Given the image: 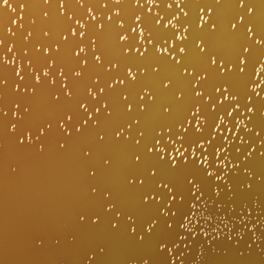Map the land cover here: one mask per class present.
I'll return each instance as SVG.
<instances>
[{
	"label": "water",
	"instance_id": "obj_1",
	"mask_svg": "<svg viewBox=\"0 0 264 264\" xmlns=\"http://www.w3.org/2000/svg\"><path fill=\"white\" fill-rule=\"evenodd\" d=\"M10 3L15 13L0 8V56L17 61H0V81L5 82L0 83V264H264V85L256 89L260 96L251 90L259 83L255 69L264 76L259 66L264 45L256 43L264 40V0H244L243 7L240 0H63L62 9L61 0ZM125 35L128 39L121 40ZM81 47L85 52L76 56ZM18 66L23 80L16 75ZM129 69L136 80L128 76ZM35 73L41 75L39 83ZM202 75L205 79L197 84ZM197 91L203 94L197 97ZM224 95L228 101L221 105ZM233 95L238 99L232 101ZM236 104L240 108L228 116ZM197 107L203 118L200 133L195 131L197 117L191 115ZM89 113L93 120L83 125ZM216 123L231 145L213 132ZM230 128L240 131L232 136ZM213 134L212 146L205 142L209 152L202 155L224 175L215 149L225 144L229 170L224 181L207 176L190 155L194 144ZM169 137L189 148L188 163L178 157L172 166ZM224 154L223 149L217 153L221 159ZM161 243L172 253L161 251Z\"/></svg>",
	"mask_w": 264,
	"mask_h": 264
},
{
	"label": "snow or ice",
	"instance_id": "obj_2",
	"mask_svg": "<svg viewBox=\"0 0 264 264\" xmlns=\"http://www.w3.org/2000/svg\"><path fill=\"white\" fill-rule=\"evenodd\" d=\"M49 2H50V0H45V3H49ZM136 2L139 3V0H136ZM217 3H218V0H217ZM63 5H64L63 0H61V3H60V7H61V9L63 8ZM23 6H24V4H21V5H20L21 10H22ZM240 6H241V7L244 6V0H240ZM5 7L8 8V9H9L11 12H13V13H15V12L17 11V9H16L15 7H13V4L10 3V0H0V8H5ZM169 7H171V5H169ZM91 11H92V10L89 9V13H91ZM149 11H151V9H149ZM251 11H252V9L249 8V12H250V13H251ZM62 14H63V12H62ZM117 14H118V13H117ZM185 15H186V14H185ZM45 16H47V13H45ZM71 18H72V17H69V19H71ZM22 19H23V15L19 16V17H18L17 19H15V20H13V21H12V24H13V25H17V20H22ZM92 19H95V16H93ZM108 19L111 20L112 17L109 16ZM137 20H139V17H137ZM242 21H243V17H240V22H242ZM206 22H207V21H204V23H203L202 25H200V27H203L204 24H205ZM33 23H34V21H33ZM75 23H76V25L79 26V28H81V29H84V28H85V24L82 23L80 20H76ZM18 26L21 27V28L23 27L22 24H18ZM120 26L123 27V24L121 23ZM100 27H103V26L100 25ZM173 27H175V25H173ZM215 27H216V26H215L214 24L211 25V28H212L213 30H215ZM236 27H237V24H235V23L232 24V28H233V29H235ZM7 31H8L9 34H11V35H15V33L12 31V28H11V27H9V28L7 29ZM132 32H134V33L137 32V28H132ZM248 32H249V34H252V29H251V27L248 29ZM28 35L31 36V33H29ZM45 35H47V33H45ZM71 35H72V36H76V35H77V32H76V29H75V28L72 29V31H71ZM84 35H85V33H84L83 31H81V32H80V36L83 37ZM139 36H140V38H141V36H142V33H141V32H139ZM63 39H64V40H67L68 37H67V36H64ZM120 39H121V40H122V39H128V37L125 35V36H121ZM182 39H186V37L184 36ZM2 43H3V41L0 40V44H2ZM256 43H257V44H260V45H264V40L257 39V40H256ZM170 46H171V47H174V46H175V41H174ZM198 46H199V45H198ZM38 50H39V49H38ZM57 50H58V47H57ZM8 51L11 52V51H12V47H9ZM44 51H45L46 54L49 52L48 49H44ZM136 51H137V52H140V49L137 48ZM145 51H147V49H145ZM179 51H180V53H184V52H185V49H184L183 47H181V48L179 49ZM201 51H202V52L204 51V48H203V47H201ZM244 51L247 52L248 49L245 48ZM84 52H85V49H84L83 47H81V48H79V50L75 53V55H76V56H80V54H81V53H84ZM162 53H163V54H167V53H168V48H164V50H163ZM143 54H144L143 52H140V55H143ZM172 58H173V59H176V57H175L174 55L172 56ZM95 59H96L97 62H100V61H101V57H100V56H96ZM0 61H2V62L5 63V64H16V63H17L15 57H13L12 60H9V59H7L6 56H0ZM83 63L86 64L87 61H83ZM177 63H179L178 60H177ZM29 64H31V61H29ZM211 64H212V65H216V64H217V59H216L215 56L212 57V59H211ZM240 64H241V65H245V64H246L245 59L241 58V60H240ZM220 66H221V72H224L225 69H224V66H223V61L220 62ZM259 66H260L262 69H264V62H261ZM228 70L230 71L231 68H229ZM21 71H22V68L18 66V67H17L16 75H17L21 80H23L24 77L21 76ZM185 71H187V70H185ZM239 71H240L241 73H243V72L245 71V68H244V67H241V68L239 69ZM49 75H50V73H49L48 69L45 68V69L43 70V76H44V77H48ZM59 75L63 78V76H64L63 69L60 70ZM74 75H75L76 77H79V76H81V72L76 71V72L74 73ZM128 76H129L133 81L136 80V74H135L131 69L128 70ZM255 78L259 80V83H258V84H255L254 87H252L251 90H252L253 92H255L257 96H260L261 93H260L259 91H256V89H257V88H261V86L264 85V76L260 75V74L256 71V69H255ZM35 79H36V82H37V83L40 82V80H41V75H40V73H35ZM204 79H205V76H203V75L200 76V77L198 78V80H197V84L199 83V81H202V80H204ZM0 83H5V82L0 81ZM51 83L54 84V83H55V80L53 79V80L51 81ZM114 83H120V84H122V83H124V82H123V81H116V82H114ZM113 86H114V84H113V85H109V87H113ZM63 87H65V89H67V85H66V84H64ZM165 87H167V85H165ZM16 88H17V90H19V85H17ZM216 91L219 92L220 89L218 88V89H216ZM224 91L227 93V92H228V89L225 88ZM100 92L103 93V92H104V89L101 88V89H100ZM89 94L92 95V97H93L94 99L96 98V95H97V94H96L95 92H93L91 89H89ZM202 94H203V93L200 92V91H197V92L195 93V95H196L197 97L201 96ZM66 95L71 96V92H70V91H66ZM145 95H147V92L145 93ZM228 97H229V95H224L223 98H222L221 100L218 101V103L222 105L225 101H228ZM57 99H59V97H57ZM125 99H127V97H125ZM140 99L143 100V99H144V96H141ZM237 99H238V98H237L236 96H234V95L231 96V100H232V101H235V100H237ZM102 106H103L104 108H107V104H104V105H102ZM18 107H19V105H17V108H18ZM143 107H144V106L141 105V110H143ZM81 108H82L85 112L88 111V107H87L86 104H81ZM239 108H240V105H239V104H236V107L233 108L232 111H229V112L227 113V115H228V116H232V113L235 112V111H236L237 109H239ZM128 110H129V111L132 110V106H131V105L128 106ZM215 110H216V106L213 105V111H215ZM166 111H167V109H166ZM200 111H201V109H200L199 107H197V108L195 109V111L191 113L192 116L197 117V119H196V121H195V131H196L197 133H200V132L202 131L201 124L203 123V118L198 116V113H200ZM252 111H253L252 108H249V109H248V112H252ZM99 112H100V108H96V113H99ZM13 116H18V113H17V112H13ZM72 119H73V117H72L71 115H69V116L67 117V120H68V121H71ZM89 120H93V114H92V113H89L88 118L85 119V120L83 121V125H87ZM219 120L222 122V121H223V116H219ZM94 123H95V121H94ZM137 123H138V121H137ZM192 123H193L192 120H188V124H189V125H191ZM241 123H243V121H241ZM59 126H60L61 129H63L66 133H68V134L70 135V131H69V129H67V128L65 127V125H64L63 122H61ZM243 126L245 127V130H250V129H247V126H246L245 124H243ZM129 127H131V125H129ZM47 128H48V129H51V124L47 125ZM11 129H12V131H15V130H16V125L13 124V125L11 126ZM76 131H77V132H80V131H81V127H77V128H76ZM122 131H123V130H121V132H117V133H116V136L119 137V136L122 134ZM169 131H171V129H169ZM180 131L187 133L188 129H187L186 127L181 126ZM239 131H240L239 129H236L235 132H233V129H232V128L227 129V132L231 133L232 136H235ZM45 132H46V130H45L44 128H41V129H40V136L45 135ZM213 132H218V133L223 137V141H227V144H228V145H231V144H232L233 141H232V140H229L228 136L224 134V131L222 130V128L220 127L219 124L216 123L215 128L213 129ZM258 134H259V133H258ZM25 135H26V138H27V142L31 144V143L33 142V141H32V133H31V131L26 132ZM141 135H143V133H141ZM40 136H37L36 139L39 140V139H40ZM100 139L103 140L104 137L101 136ZM184 139H185L184 136H178V137H177V140H181V141H183ZM214 140H215V135L213 134L212 137H211L210 139H207V140H201L199 143L194 144L193 146H195V147H193V146L191 147V153H190V155H191V157H192V159H193L194 161H196L200 166H202L204 169L207 170V173H206L207 176H209V177H214V179H215L216 181H224V175H227L228 170H229V169H228V163H227V164H224V161H225V160L228 161V155H227V151H228V149H227V147L225 146V144L223 143L224 146H219V147H216V149H215V158H216V161H220V164L223 165V169H225L224 175H218V174L212 169V163H209V162H208V155H206V154L202 155V153H208V152H209L208 147H205V142L207 143V145L212 146ZM241 141L243 142V138H242V137H241ZM167 142L170 143V144H172V145H174V151H173V152H170V153L167 154V155H168V158H169V159L171 160V162H172V166H173V167L176 166V164H177V158H178V157H182V158H184V163H188V157L186 156V153L189 152V148H188V147H184L183 144H177L175 140H172V139H171V137H169V139H168ZM20 143H21V144L24 143V139H23V138L20 140ZM160 143H161V142H160L159 140L156 141V144H157V145H159ZM137 144H139V141H137ZM61 147H63V145H61ZM181 148H183V151H181ZM222 149H223V151H224V153H225L224 156H223V159H221V156L217 155V153H219ZM41 150H43V147H42V146H41ZM198 150H202V152H201V151H198ZM148 151H149V152H152L153 150H152L151 148H149ZM156 151L159 152V153H161V154H164V153L166 152V149L163 148V147H157ZM249 155H251V153H249ZM201 157H202V158H201ZM139 159H140V157L137 156V157H136V160L139 161ZM161 159H164V156H163V155H161ZM229 163H230V162H229ZM215 167H216V168H221L219 165H215ZM232 167H235V165H233ZM209 169H212V170L209 171ZM93 174H94V173H93ZM152 175H156V173L153 172ZM189 182L191 183V181H189ZM140 183L143 184L144 181L141 180ZM163 187H167V185H163ZM198 188H199V187L197 186L196 190H198ZM93 191H95V189H93ZM169 191H171V189H169ZM173 199H175V197H173ZM196 199H199V197H196ZM108 210H109V211L112 210V206H111V205H109ZM164 215L167 216V215H168V212H164ZM80 219H81V220H84L85 217H84V216H81ZM131 219H132V218L129 217V220H131ZM95 222H97V221H96V220H93V223H95ZM113 227H116V225H113ZM168 227L171 228L172 225H168ZM182 227H183V226H182ZM152 229H153V225H152V224H149V225H148V228H147V231H148V232H151ZM131 231H132L133 233H135V232H136V229L133 228ZM140 239L143 240L144 237L141 236ZM181 239H183V237H181ZM159 247H160V250H161V251L167 250V252H168L169 254H171L172 251H173V248H167V247H166V244H164V243H161V244L159 245ZM101 251H103V249H101ZM144 264H148V261L145 260V261H144ZM172 264H175V261H174V260L172 261Z\"/></svg>",
	"mask_w": 264,
	"mask_h": 264
}]
</instances>
